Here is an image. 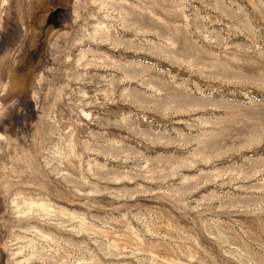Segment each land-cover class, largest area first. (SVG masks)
<instances>
[{
    "label": "rangeland",
    "instance_id": "obj_1",
    "mask_svg": "<svg viewBox=\"0 0 264 264\" xmlns=\"http://www.w3.org/2000/svg\"><path fill=\"white\" fill-rule=\"evenodd\" d=\"M0 264H264V0H0Z\"/></svg>",
    "mask_w": 264,
    "mask_h": 264
},
{
    "label": "flooded vegetation",
    "instance_id": "obj_2",
    "mask_svg": "<svg viewBox=\"0 0 264 264\" xmlns=\"http://www.w3.org/2000/svg\"><path fill=\"white\" fill-rule=\"evenodd\" d=\"M56 14H57V11L51 13V15H50L49 18H50V20H51L52 22H55V20H56V19H55V18H56Z\"/></svg>",
    "mask_w": 264,
    "mask_h": 264
}]
</instances>
